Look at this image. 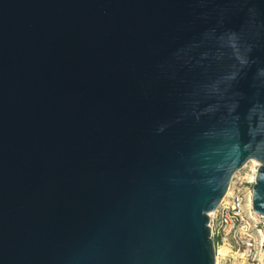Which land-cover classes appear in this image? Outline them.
<instances>
[{
    "label": "water",
    "instance_id": "1",
    "mask_svg": "<svg viewBox=\"0 0 264 264\" xmlns=\"http://www.w3.org/2000/svg\"><path fill=\"white\" fill-rule=\"evenodd\" d=\"M249 161L264 0H0V264H215Z\"/></svg>",
    "mask_w": 264,
    "mask_h": 264
},
{
    "label": "built area",
    "instance_id": "2",
    "mask_svg": "<svg viewBox=\"0 0 264 264\" xmlns=\"http://www.w3.org/2000/svg\"><path fill=\"white\" fill-rule=\"evenodd\" d=\"M258 164L254 165L253 185ZM241 178H232L216 210L209 216L213 244L226 246L238 264H264V217L256 215L251 206V192L240 188Z\"/></svg>",
    "mask_w": 264,
    "mask_h": 264
},
{
    "label": "rangeland",
    "instance_id": "3",
    "mask_svg": "<svg viewBox=\"0 0 264 264\" xmlns=\"http://www.w3.org/2000/svg\"><path fill=\"white\" fill-rule=\"evenodd\" d=\"M254 163H246L243 168H241L238 172L234 174L233 177H239L241 178L242 185L240 188L250 191L252 189V186L248 185L249 180H251L252 172H253ZM232 177V178H233ZM210 216V215H209ZM222 247L220 245L214 244L215 249V264H238V261L236 260L235 256L232 255V253L229 252L228 255L225 257H219L217 256L218 250H220Z\"/></svg>",
    "mask_w": 264,
    "mask_h": 264
},
{
    "label": "bare ground",
    "instance_id": "4",
    "mask_svg": "<svg viewBox=\"0 0 264 264\" xmlns=\"http://www.w3.org/2000/svg\"><path fill=\"white\" fill-rule=\"evenodd\" d=\"M248 163H254V165H256V162H254V161H249ZM234 178H236V177H234ZM252 179L253 178L251 177V180ZM251 180H249V181H251ZM226 195H228V191L226 192ZM229 252H230L229 249L226 246H223L220 250H218L217 256H219V257H225L226 255L229 254Z\"/></svg>",
    "mask_w": 264,
    "mask_h": 264
}]
</instances>
